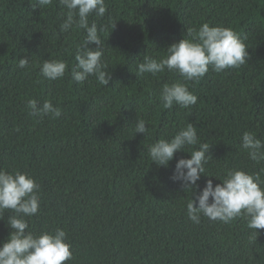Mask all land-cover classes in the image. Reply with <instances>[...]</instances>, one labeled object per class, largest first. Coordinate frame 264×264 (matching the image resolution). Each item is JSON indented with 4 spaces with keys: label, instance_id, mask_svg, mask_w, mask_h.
Instances as JSON below:
<instances>
[{
    "label": "trees",
    "instance_id": "trees-1",
    "mask_svg": "<svg viewBox=\"0 0 264 264\" xmlns=\"http://www.w3.org/2000/svg\"><path fill=\"white\" fill-rule=\"evenodd\" d=\"M0 264H264V0H0Z\"/></svg>",
    "mask_w": 264,
    "mask_h": 264
}]
</instances>
